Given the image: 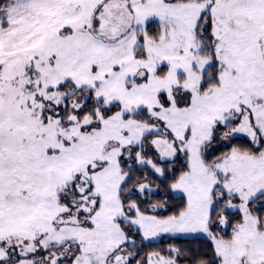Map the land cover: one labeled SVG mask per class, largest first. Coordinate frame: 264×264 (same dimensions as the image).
<instances>
[{
  "label": "snow or ice",
  "instance_id": "6c2138e0",
  "mask_svg": "<svg viewBox=\"0 0 264 264\" xmlns=\"http://www.w3.org/2000/svg\"><path fill=\"white\" fill-rule=\"evenodd\" d=\"M0 264H264V0H0Z\"/></svg>",
  "mask_w": 264,
  "mask_h": 264
},
{
  "label": "trees",
  "instance_id": "16d2710c",
  "mask_svg": "<svg viewBox=\"0 0 264 264\" xmlns=\"http://www.w3.org/2000/svg\"><path fill=\"white\" fill-rule=\"evenodd\" d=\"M180 243H187V241H181ZM158 246V245H157Z\"/></svg>",
  "mask_w": 264,
  "mask_h": 264
},
{
  "label": "rangeland",
  "instance_id": "374dc122",
  "mask_svg": "<svg viewBox=\"0 0 264 264\" xmlns=\"http://www.w3.org/2000/svg\"><path fill=\"white\" fill-rule=\"evenodd\" d=\"M183 244V243H182Z\"/></svg>",
  "mask_w": 264,
  "mask_h": 264
}]
</instances>
